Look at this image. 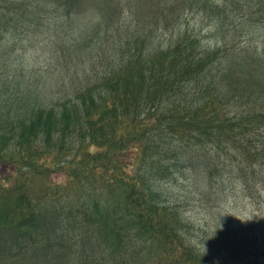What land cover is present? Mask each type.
<instances>
[{
	"label": "trees",
	"instance_id": "1",
	"mask_svg": "<svg viewBox=\"0 0 264 264\" xmlns=\"http://www.w3.org/2000/svg\"><path fill=\"white\" fill-rule=\"evenodd\" d=\"M231 197L264 236V0H0V264H220Z\"/></svg>",
	"mask_w": 264,
	"mask_h": 264
},
{
	"label": "rangeland",
	"instance_id": "2",
	"mask_svg": "<svg viewBox=\"0 0 264 264\" xmlns=\"http://www.w3.org/2000/svg\"><path fill=\"white\" fill-rule=\"evenodd\" d=\"M191 28L197 31H201L202 36H205V41L210 43L213 42L215 36L208 33L207 22L202 20L199 16H191ZM28 32L21 33L19 36H12L10 43H13L14 55L12 58H16L17 65L24 68L26 74H31L33 71L45 70L49 65L48 53H44L43 45L46 44V39L43 41L40 39L34 41L29 39ZM33 34V32H31ZM38 37V36H36ZM32 38V37H31ZM9 43V44H10ZM70 57H74L73 53H70ZM66 71L69 72L67 66H64ZM46 82L49 85H56L60 82L57 78H48L46 76ZM100 190V189H99ZM102 190L99 192H103ZM253 207L258 208L257 205L253 204L250 199H244L233 197L225 205V211L231 209V213L235 215L236 225L242 227L243 233L241 235L239 243L233 248L234 254H229L230 259L222 256L220 264H264V236L260 232V225H263L261 214L259 210H255L253 214ZM229 209V210H228ZM195 209L191 212L195 213ZM190 212V211H189ZM202 216V214H199ZM258 232V233H257ZM213 257L217 258V256Z\"/></svg>",
	"mask_w": 264,
	"mask_h": 264
}]
</instances>
